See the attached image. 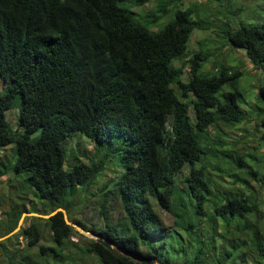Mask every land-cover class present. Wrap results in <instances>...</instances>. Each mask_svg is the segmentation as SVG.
<instances>
[{
    "label": "trees",
    "instance_id": "1",
    "mask_svg": "<svg viewBox=\"0 0 264 264\" xmlns=\"http://www.w3.org/2000/svg\"><path fill=\"white\" fill-rule=\"evenodd\" d=\"M146 1L130 0L134 5ZM123 2L0 0V147L13 144L14 149L10 166L0 161V175L10 170L23 174L39 204L26 208L25 198L12 199L0 218V235L15 227L23 211L67 210L78 190L95 178L100 163L117 154L122 171L111 187L104 183L97 191L102 226L87 227L68 215L103 238L84 237L83 248L101 264L169 261L156 252L162 241L153 245L147 239L163 235L152 201L187 234L180 261L172 264H264V193L246 183L228 187L217 173L228 160L242 170L252 155H234L219 134L209 135L210 128L221 130L220 123L245 118L238 103L242 71L220 65L213 73H201L210 54L202 46L185 63L173 64L186 53L193 30L205 28L192 5L177 8L160 28L149 30L145 23L165 14L166 3L140 15ZM223 35L251 63L264 64V21L240 22L234 29L226 27ZM184 65L187 78L182 80ZM256 94L263 106L251 111L264 123V82ZM12 106L17 108L14 126L6 119ZM259 132L264 145V130ZM75 134L88 138L96 154L101 153L96 162L76 160L64 166V143ZM184 165L183 185H177L174 175ZM245 173L254 176L257 171L250 167ZM235 180L241 179L237 175ZM112 193L127 224L107 221ZM29 218L0 242L2 251L11 237L22 236L27 247L36 245V252L22 254L19 264H45L42 256L56 255L53 246L37 245L41 228L36 220L47 225L60 251L65 241L74 245L69 237L78 233L60 212Z\"/></svg>",
    "mask_w": 264,
    "mask_h": 264
},
{
    "label": "rangeland",
    "instance_id": "2",
    "mask_svg": "<svg viewBox=\"0 0 264 264\" xmlns=\"http://www.w3.org/2000/svg\"><path fill=\"white\" fill-rule=\"evenodd\" d=\"M163 3H166L165 14H162L155 20L145 23L149 30L160 28L173 16L174 10L177 8L183 9L189 5L193 6V13L196 15V18L200 22L203 21L205 25V28L201 30H193L187 42L186 53L180 57L179 60L173 61L174 65L185 63L187 57L198 47L202 46L203 49H207L210 54L200 68L201 73H213L220 65H228L242 71L238 81V90L241 94L238 103L245 111V118L241 122L235 124L220 123L221 130L217 131L210 128L209 135L211 138H214L219 134L223 142L227 144V149H232L235 152L234 155L240 153H250L252 155L248 158L246 157V164H244L242 170L234 168L230 160L222 162L220 165L224 170L217 173L222 176L223 184L228 187L242 188L246 183L250 188H253L254 192L259 191L260 193H264V183L259 179V177L264 179V145L263 139L259 136V131L264 130V123H261L260 120L257 122L254 119V111H251V107L257 109L263 106L262 102L257 98L256 90L257 85L264 82V64L254 65L251 63L246 58L244 50L241 48H231L223 35V31L226 27L234 29L240 22L249 24H260L263 22L264 0H148L145 3L135 5L131 3L130 0H125L121 5L127 6L138 14L143 15L149 11L155 12L156 5ZM182 70L181 79L185 80L187 78V65H184ZM16 113L17 108L15 106H12L6 111V119L12 126L15 125ZM189 113L191 116L190 110ZM64 145V166L76 160L88 162V160L91 159L96 162L99 159L98 155L101 154H96L92 147V142L80 134H75L67 139ZM13 152V144L0 147V161L5 167L10 166L13 159ZM114 155L115 156L111 155L105 160V156L101 155L104 161L100 163L95 178L86 186L81 187L78 190V199L72 202V205L69 204L67 210L64 209L67 218L68 215L75 217L87 227L94 226L98 228L102 226L103 219L99 216L97 211L98 205L96 199L99 194L97 191L104 183H109L108 187H111L122 171L117 161V154ZM250 167L257 171L254 176L245 173L250 170ZM206 168L208 171L214 172L210 166ZM186 172L187 166L184 165L180 171L174 175V181L177 185H183L182 180ZM231 172L234 174L229 176L227 173ZM237 175L241 180L232 182L233 177ZM18 196L25 198L24 204L26 208H29L33 202L36 203L34 204L36 207H39V204H37L38 200L34 195V190L24 180L23 174L14 175L12 170L1 174L0 218L6 215L5 211L10 207L12 199L14 200ZM109 196L106 209L107 221L111 223L117 221L123 224L126 223L115 194L112 193ZM152 203L160 217L163 235L161 237L157 235L154 237L148 236L147 239L151 241L153 245H157L159 241H162L163 244H159L156 252L160 255H166L169 260L166 261V264H172L171 262L173 261L178 263L182 255L179 249L183 246L187 234H184V231L180 227L174 226L170 213L158 207L155 202L152 201ZM29 217L30 216H24L21 225H27L31 221ZM191 218V221L196 222L195 215ZM179 222H182L181 219H179ZM36 223L41 228V238L37 245L53 246L56 250V255L49 252L48 255L42 256L46 261L45 264H101L94 253H87L83 250L87 243L84 237H89V235H84L80 232H77L78 234H72L69 240L72 241L74 245L69 241H65L60 251L59 247L51 240L47 225H45L42 220H36ZM4 239H1L0 242ZM4 246L7 247L5 251H2L0 247V264H19L22 262V254L36 252V245L27 247L25 245V239L22 236H17V238L11 237L9 241H4ZM140 250L144 251V246H141ZM152 252L154 251L152 250Z\"/></svg>",
    "mask_w": 264,
    "mask_h": 264
},
{
    "label": "water",
    "instance_id": "3",
    "mask_svg": "<svg viewBox=\"0 0 264 264\" xmlns=\"http://www.w3.org/2000/svg\"><path fill=\"white\" fill-rule=\"evenodd\" d=\"M56 212H60L64 223L72 226L77 232H80L84 235H89V237L94 238V239L95 238L103 239L100 235L95 234L94 232H92L90 230H85L80 225L70 221L67 218V215L65 213L64 208L61 206H58V207L54 208L53 210L49 211L48 213H39V212H34V211H23V212H21L19 217H18V220L16 222L15 227L13 229H11L9 232H7L6 234H3L2 236H0V240L12 235L13 233H15L20 228V225L22 223L24 216H36V217H40V218H48L51 215L55 214ZM107 243L111 247H113V245L111 243H109V242H107Z\"/></svg>",
    "mask_w": 264,
    "mask_h": 264
}]
</instances>
